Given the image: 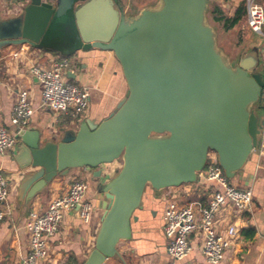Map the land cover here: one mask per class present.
Returning a JSON list of instances; mask_svg holds the SVG:
<instances>
[{"label":"water","instance_id":"water-1","mask_svg":"<svg viewBox=\"0 0 264 264\" xmlns=\"http://www.w3.org/2000/svg\"><path fill=\"white\" fill-rule=\"evenodd\" d=\"M209 3L158 0L126 15L116 0H30L21 15L0 14V49L36 48L56 22L71 29L69 45L112 52L126 83L124 97L104 120L75 122L57 144L38 132L18 135L21 204L57 176L92 171L101 220L83 264L118 255V243L131 238L146 187L160 193L195 184L209 152L228 180L242 179L259 147L253 110L263 86L258 51L252 47L230 63L207 22ZM115 161L120 168L100 182L99 167Z\"/></svg>","mask_w":264,"mask_h":264},{"label":"crops","instance_id":"crops-1","mask_svg":"<svg viewBox=\"0 0 264 264\" xmlns=\"http://www.w3.org/2000/svg\"><path fill=\"white\" fill-rule=\"evenodd\" d=\"M116 1L123 7L126 15H134L144 8L155 6L158 2ZM240 1L221 0L219 3L230 9L233 14ZM4 2L5 0H0V14L7 17L8 14L3 11ZM70 33L69 27L63 29L60 24L54 22L36 48L17 45L0 49V125L9 133L15 132L10 117L16 92L20 89L28 92L34 111L28 131L38 132L47 143L57 144L67 132L76 129L68 114H56L40 107L41 89L29 73L32 66L47 68L54 58H67L70 62L68 78L89 90L90 103L86 119L101 122L124 97L126 83L112 52L83 48L82 45L73 47L67 43L68 39L71 40ZM14 54L18 55L14 57ZM19 145L20 140L13 150L0 156V173L10 180L7 198L10 215L0 222V264H23L30 251L29 237L25 229L28 214L35 212L42 215L50 200L67 192L74 177L82 175L88 184L86 199L93 204L96 199L92 171L77 169L72 170L66 177L57 176L28 204H21L17 197L20 175L16 173L14 162ZM260 162V156H253L242 179L236 176L230 181L239 188L252 189V206L249 212L240 216V229L242 231L252 228L254 236L250 239L241 236L240 241L225 252L222 264H264V168ZM99 169L102 171L100 182H105L113 175L110 164L102 165ZM212 186L198 180L195 184L166 189L160 193L146 187L141 209L134 213L137 221L131 223L130 240L119 242L116 247L118 255L106 259L102 264H167V239L163 233L162 219L165 207L170 202H175L178 205H188L200 213L207 206ZM234 218L235 214L231 209L221 208L215 219L217 232L224 233ZM100 220L101 211L98 210L94 211L88 225L82 224L72 212L65 213L57 234L48 238V258L41 264H83L94 247ZM190 243L191 252L177 264H206L198 236L191 235Z\"/></svg>","mask_w":264,"mask_h":264},{"label":"built area","instance_id":"built-area-1","mask_svg":"<svg viewBox=\"0 0 264 264\" xmlns=\"http://www.w3.org/2000/svg\"><path fill=\"white\" fill-rule=\"evenodd\" d=\"M263 2V0H262ZM245 22L243 29L264 37V4L261 0H244ZM30 4V0H5L3 11L8 15H17ZM263 86L261 103L264 124V44L261 48ZM18 54H14L16 57ZM70 62L67 58H54L47 68L32 66L29 73L41 89L42 109H49L56 114H68L73 123L83 121L87 117L90 94L89 90L71 81L67 74ZM33 108L26 90L16 92L15 102L11 110L10 123L14 133H9L0 125V156L6 155L19 144L18 135L28 130ZM114 175L120 168V161L110 164ZM112 175V176H113ZM198 180L212 184L207 206L196 212L188 205L170 202L163 212V233L167 239V264H177L191 252L190 236L196 235L200 240V250L206 264H222L225 252L240 241V216L249 212L253 202L250 187L239 188L228 180L217 163L216 154L209 152L205 169L198 174ZM10 180L0 173V222L10 215L7 205ZM88 184L74 177L67 192L50 200L47 210L38 215L30 212L25 221V229L29 237V254L23 264H41L48 258V238L58 232L64 214L72 212L84 225H88L96 210L95 205L86 199ZM221 208H229L235 214L224 233H218L215 227L216 215Z\"/></svg>","mask_w":264,"mask_h":264},{"label":"rangeland","instance_id":"rangeland-1","mask_svg":"<svg viewBox=\"0 0 264 264\" xmlns=\"http://www.w3.org/2000/svg\"><path fill=\"white\" fill-rule=\"evenodd\" d=\"M261 3H262V0H261ZM211 4L212 3L210 0V3L208 5L207 14H206V19L209 25L212 26L216 34L215 41H216L217 49L225 57H227L228 61L231 63L237 60L243 53L247 52L252 47H255L256 50L258 51V57H259L258 70H261L262 64H263L261 48L264 44V37L253 34L250 31L243 29L244 20L241 25L235 26L234 28L229 29V30H225L220 24H217L213 21L211 13H210ZM219 6L226 16H229V17L232 16V14L230 13V9L223 7L221 4ZM19 15H21V13ZM9 16H12V15H9ZM263 34H264V28H263ZM253 156H258V157L260 156V161H261L260 165L264 168V124L263 122L262 124H260L259 147L253 151ZM79 178L87 182L86 179H83L82 175Z\"/></svg>","mask_w":264,"mask_h":264},{"label":"trees","instance_id":"trees-1","mask_svg":"<svg viewBox=\"0 0 264 264\" xmlns=\"http://www.w3.org/2000/svg\"><path fill=\"white\" fill-rule=\"evenodd\" d=\"M221 0H211V16L215 23L220 24L225 30H229L234 28L235 26H239L242 24L243 20L245 19L246 11H245V3L244 0H241L236 7V10L232 14L231 17L226 16L223 11L220 8ZM256 108V114L258 116L260 124H262L263 120L262 118V112H263V106L261 103V99L255 106ZM261 116V118H260ZM240 236L250 239L254 236V230L252 228H248L245 230H242L240 233Z\"/></svg>","mask_w":264,"mask_h":264},{"label":"flooded vegetation","instance_id":"flooded-vegetation-1","mask_svg":"<svg viewBox=\"0 0 264 264\" xmlns=\"http://www.w3.org/2000/svg\"><path fill=\"white\" fill-rule=\"evenodd\" d=\"M260 73H261V71L260 70H258ZM256 106V105H255ZM255 106L253 107V110H254V112H255V114H256V108H255ZM257 115V114H256ZM260 123V122H259Z\"/></svg>","mask_w":264,"mask_h":264}]
</instances>
